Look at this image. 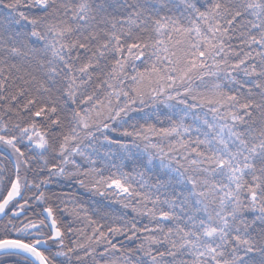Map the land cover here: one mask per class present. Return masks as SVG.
<instances>
[{"label": "snow or ice", "instance_id": "1", "mask_svg": "<svg viewBox=\"0 0 264 264\" xmlns=\"http://www.w3.org/2000/svg\"><path fill=\"white\" fill-rule=\"evenodd\" d=\"M0 264H264V0H0Z\"/></svg>", "mask_w": 264, "mask_h": 264}]
</instances>
